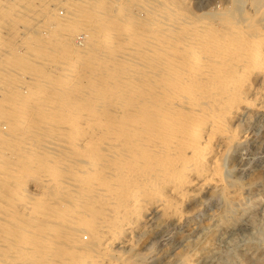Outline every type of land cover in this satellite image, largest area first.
I'll list each match as a JSON object with an SVG mask.
<instances>
[{"label":"bare ground","instance_id":"bare-ground-1","mask_svg":"<svg viewBox=\"0 0 264 264\" xmlns=\"http://www.w3.org/2000/svg\"><path fill=\"white\" fill-rule=\"evenodd\" d=\"M9 1L0 2V32L11 35L21 1ZM23 1L36 16L25 32L52 46L25 50L47 71L15 78L0 102V172L12 178L2 175L6 200L34 182L44 195L53 190L42 201L52 210L22 202L18 217L0 215V264H117L114 249L130 243L152 208L179 221L196 191L225 187L223 151L244 137L232 122L244 109L264 110L252 82L264 76L262 3L236 17L238 9L196 16L182 2L163 13L156 0ZM65 1L71 11L60 19ZM70 185L72 195L63 194Z\"/></svg>","mask_w":264,"mask_h":264},{"label":"rangeland","instance_id":"rangeland-1","mask_svg":"<svg viewBox=\"0 0 264 264\" xmlns=\"http://www.w3.org/2000/svg\"><path fill=\"white\" fill-rule=\"evenodd\" d=\"M3 1L5 0H0L2 4L4 3ZM12 1L15 0L9 1L11 5H13ZM19 1H21V3H19L20 6L13 8L14 10L20 9L17 13L16 11L13 12L14 15H12V18H15L12 22L14 24H12L10 28L9 26L2 24V26L7 27V29H11L13 27L12 29L14 30H10L12 31V34L9 35L8 33L0 32V39L2 38L0 43L5 44V46L0 44V75L3 76L4 73L6 75L5 77L9 78V82L7 81V78L6 82L4 81V76L3 78L0 76V83H2V85L0 84V90L3 88L0 93V102H5V98L6 100L9 99L7 96L12 95L14 91L13 87L18 84L17 80L20 79L19 77H21L22 81H25L28 80V78H24V74L28 75V73H31V76L32 74L41 76V74H44L47 71V66L44 65V68V66L38 62L40 59L33 58L30 55V48L33 50L38 49L42 51V53H45L46 51L43 49L48 50L50 48L49 46H52L51 44H47L48 38H38V33L36 31L32 32L31 29H29L28 32H25L27 31L26 29L29 25H33V21L36 16L30 11L32 7L31 5H25L26 3L23 0H18L15 2L18 3ZM150 1L147 0V2ZM153 1L155 3V0ZM156 1L157 2L155 4L163 9V13L169 11L173 4L179 3L180 5L182 2L181 8L183 7L182 9L185 10L184 12H193L194 15L206 12L220 14L221 11L222 13L231 12L233 14V12L238 9L239 13L235 12L236 17L241 14L244 15L246 12L249 13L251 11L252 13L253 6H257V4H260V2L264 4V1L262 0H258L259 3L256 0H253L254 2H251L252 0H247V2H245V0ZM7 2L8 0H6V3ZM252 3L253 5H251ZM262 4H260L262 7H260V9L261 12L264 13V5ZM69 5L70 1H65V5L59 4L56 6L55 11L60 19L69 17L68 13L71 11ZM34 8L37 7L35 6ZM19 17H21V20ZM16 19L18 22L14 21ZM0 21H2L1 17ZM1 23H4V19ZM262 23H264V19H262ZM4 31L8 32L6 29ZM14 31L20 32L19 34L18 32L16 34L21 37L23 36L24 38L20 37V40L18 41L14 39L13 44L12 40L15 34ZM31 33L33 34V37L31 36ZM27 34L29 36H27ZM81 39L83 40L82 36L80 37V40ZM44 41L47 42L44 43ZM28 42L34 44L30 45ZM7 43H12L14 45L12 50L6 49ZM25 43H28V45H25ZM41 43L44 45L46 44L48 49L44 48L46 46H43ZM34 45L42 46L43 49L40 47H35ZM27 49L29 51H26V54L25 50ZM7 53L11 54V56ZM28 53L30 55L29 58L27 56ZM19 58L21 59L19 60ZM120 58L115 59L113 63L115 64L116 62L120 64L121 62L122 64L124 60L122 61V58ZM118 64H115V66L117 67ZM38 69H41L40 72ZM15 70L17 71L15 72ZM12 72H15V74H12ZM260 77L253 80L252 82L255 87L259 88V90H262V93H264V76ZM31 78H33V76ZM4 127L6 130V125L1 126L3 129ZM234 127L235 129L233 130L236 132V134L238 133L243 135L245 138L242 137L240 142H236L233 146H230L226 148L227 150L224 149L225 151H223L225 187H227H213L209 189L207 188L203 191H196V196L184 203L180 208L181 211L183 210L182 212L186 211V215L188 212L192 213L190 215L188 214L179 221H176L173 217H167V215L164 216L165 213L157 207L152 208L146 218L141 221L142 223L140 222L138 224L139 226L137 225L135 227L136 229L132 231L130 235V243L125 247H116L114 249L113 255L118 260L117 264H264V110L259 111L253 108L242 110L238 117L232 122V128ZM6 165L10 167L11 164ZM47 166L46 169L45 167L43 168V170H46L45 172L50 171L52 164ZM47 169L49 171H47ZM0 174V178L6 176V178L12 179L9 173H4L8 175H3L2 172H0ZM3 179L4 177L0 179V181L2 180L0 183V215H2V217H5L8 214L9 217L11 216L13 219L18 217L19 212L21 213L23 211V207L26 206L24 204L27 202V205H32L33 207H42L43 213L50 211V209L52 210V207L49 205L44 207L42 205V201L44 200L45 202L48 200L53 194V190L51 193H49L51 195H44L42 194L43 192H41L42 190H40L39 186L37 187L34 182H30L29 185L26 186L27 192H25L22 196L20 195L16 200L15 198L12 200H6L5 195L10 189V186L6 185V187L5 184H2L4 181H9V179ZM196 186L194 185L191 188L195 189ZM72 187V185L68 186V190L63 194H67L68 196L72 195V191L70 190ZM5 189H8L7 192ZM38 193H41L42 196L38 195ZM37 195L42 199H39ZM67 195H62V197H66ZM31 199H33V201H31ZM2 201L3 203H1ZM8 204L11 209L8 207ZM2 221L3 220L0 219V234L5 227V222L3 221V223ZM14 225L15 224L13 223V226H10L11 230L8 232L10 236L7 245L9 246H12L17 242V234L15 232L16 227ZM80 235L84 243L91 244V233L83 232ZM2 244L4 243L0 242V249L3 247Z\"/></svg>","mask_w":264,"mask_h":264}]
</instances>
